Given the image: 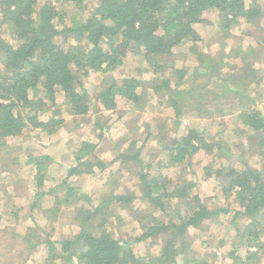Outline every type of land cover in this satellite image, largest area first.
I'll list each match as a JSON object with an SVG mask.
<instances>
[{"label":"trees","instance_id":"obj_1","mask_svg":"<svg viewBox=\"0 0 264 264\" xmlns=\"http://www.w3.org/2000/svg\"><path fill=\"white\" fill-rule=\"evenodd\" d=\"M260 14L264 0H0L2 215L32 213L39 225L9 226L10 247L19 239L42 248L39 264H264V92L256 89L264 68L247 64L253 76L242 83L205 52L217 38L222 54L224 40L251 35L245 22ZM254 45L263 51L264 39ZM143 96L168 115L143 121L140 140L123 137L130 154L98 157L101 131L96 142L84 135L51 157L65 116L77 122L103 114L107 123L129 108L128 123ZM194 119L204 120L202 128L186 125ZM34 134L46 138L43 151L27 144L13 152L12 143ZM219 140L233 143L229 153ZM147 145L162 166L146 160ZM219 152L232 157L228 165ZM125 161L127 175L137 176L135 185L124 176L122 193L116 174ZM88 175L104 180L96 193L82 189ZM202 181L212 194L201 193ZM69 211L72 238H50L56 217ZM116 219L122 225L110 231ZM187 233L201 245L179 248Z\"/></svg>","mask_w":264,"mask_h":264},{"label":"rangeland","instance_id":"obj_2","mask_svg":"<svg viewBox=\"0 0 264 264\" xmlns=\"http://www.w3.org/2000/svg\"><path fill=\"white\" fill-rule=\"evenodd\" d=\"M248 21L245 22V26L243 27V30H247L249 26L250 27V32H252L251 35L247 34H241L238 37H231L228 38L226 41L224 40L223 44L226 42L225 48L223 47V52L222 54L219 53V46L221 45V38H217L216 44H214L212 47H205V52H207L208 56H213L212 61L216 62L218 65H220V68L223 72L226 74H232L233 78H235L237 81H240L242 83L246 82V80L252 78V72L251 68L248 67L247 64H252L250 65L251 67L255 69H260L264 68V50L262 51V48L259 49L258 45H254L256 42L260 43L262 39H264V16H257L256 18L250 17ZM209 25H212V22H209ZM211 32V31H209ZM215 32V30H214ZM254 46H253V45ZM255 47V48H254ZM181 58V55H179L178 59ZM208 58V59H207ZM232 58V59H231ZM242 61V62H241ZM211 62V59L209 57H204L202 60V63H200L201 68H207L209 66V63ZM240 65H245L243 68H239L238 64ZM258 77L260 76V73H257ZM261 79L260 83L257 84V91L264 92V81ZM262 82V83H261ZM149 98L144 97L141 99L136 106H134V111L131 108V111L134 113V116H130L128 119V123L125 120L128 115H131L129 113V108L124 109L123 114H122V119L118 120H109L106 123V118L104 117L103 114L97 115V116H88V117H80L77 118V122H73L72 120L69 119L68 116H65L64 118L66 119L65 125L63 129H61V134H62V139L58 140V142L54 145H50L48 149L52 152L51 157H55L56 150L59 149V147H62L63 144L65 145H70L71 142L70 140L78 139L84 135H88L89 138H91L94 142H96L97 135L99 132L102 134V141L99 144L97 151L98 157L102 158L105 162H109L112 158H114V154L117 152L120 153H125V154H130L127 153V145L128 142L123 140V137H130V139L134 140H140V138L144 134V128H141V124L143 121H146L148 119H156L159 116L164 117L168 115V113H163L162 110H166L167 106H160L156 104V102H153L152 100L149 101ZM170 115V113H169ZM48 115H45L44 118H48ZM92 122L95 125H98L102 127V129H97L92 126ZM123 122H125V126L123 125ZM77 123L78 125L76 126ZM106 123V124H105ZM186 123V122H185ZM193 126L196 128H202L204 125V120L200 119H194L191 120L190 122H187L186 125ZM67 126L68 128L71 129V133L69 134V140L65 142V135L67 133ZM130 127L131 130L128 131L127 128L125 127ZM137 129V131H136ZM126 130V131H125ZM135 130V131H134ZM134 131V132H133ZM214 131V128H213ZM134 134H133V133ZM36 133V132H35ZM38 133V132H37ZM74 135V136H73ZM74 137V138H72ZM218 140V139H217ZM224 140V139H223ZM219 140L218 144L221 146V149L224 150V152L229 153V150L233 147V143ZM29 145L30 148L33 149V151H43L42 148H40L41 144H47V140L42 134H34L31 137H26L23 140H19V142H15L11 144V148L14 153L19 154L21 153L20 151H23L26 145ZM147 149L145 148L143 153L147 155L146 160H151L155 162L156 167L162 166V158L159 157V154L155 151V153H152L151 156L150 154L147 153L148 150L151 149L150 145L146 146ZM135 149V147H133ZM132 148V149H133ZM48 152V151H47ZM226 153L225 157H221V152L217 154V157L221 159L223 162L225 161L226 165H228V161L230 159L232 160L231 156H228ZM149 156V157H148ZM249 156H253V154H250ZM22 158V157H21ZM159 158V159H157ZM60 161H64L66 159L63 158H58ZM159 162L157 163V161ZM125 162H120L118 164V167L121 169V172H118L116 174L118 178V185H117V190H119L122 193H126V185L124 181V176L126 179L129 181V184L135 185L136 183V176L137 172L132 173L127 175L129 172H131L132 167H127L128 164ZM254 162L249 160L248 165L253 166ZM130 166V165H129ZM50 166V169L56 172L58 174L59 169L58 167H53ZM127 171V172H126ZM182 174H186L183 173ZM187 176L190 177V175L187 173ZM161 177V173L158 175ZM174 177V176H170ZM181 179V176L180 178ZM86 183L82 186V189L84 191H91L93 193H96L99 186H101L102 182L104 181L101 176H93V175H88L86 179ZM198 188L201 191L202 194H212L213 192V186L211 182L208 181H202L199 182ZM1 198V197H0ZM0 199V264H32L31 262L36 260V264H39L40 258H42L43 254V249L40 247H31L32 245L23 243L19 244L20 240L15 239L14 246L10 247V243L12 242V238L9 235L11 231H9L11 226H17L23 224V222H26V225L23 227H18L17 232H21L22 230L26 229L27 227H32L36 228L39 225H37L35 222L36 219H34L31 215L32 213H24L23 216L21 215L19 220L16 219H7L3 217L2 211L4 212V203ZM124 213H128L127 209L124 210L122 215ZM42 219L37 220L38 223L42 224ZM56 222H57V227H56V233L50 238H55L58 240H65L72 238V236L75 233V228L74 224L72 223V213L66 214L62 213L59 214L56 217ZM44 223V222H43ZM244 221H238L239 226H243ZM45 225V224H42ZM113 225H115L113 227ZM122 225V222L119 220H115L113 223H110L109 225V230L112 231L114 230L113 228L119 227ZM10 226V227H9ZM132 227L135 230H138L137 223L132 224ZM7 231V232H6ZM201 239L198 237V235L194 233H187L185 237H180L177 239V245L178 247H182L184 244L189 243L190 246L192 247H199L201 245ZM217 244L216 241H213L210 247H214ZM220 246V245H219ZM223 246V244L221 245ZM135 251H140V245L133 247ZM30 251V254L28 258H24L27 256V252ZM33 253V254H32ZM32 254V255H31ZM181 257V256H180ZM25 259V260H24ZM222 260V264H225V262ZM56 264H67L64 258H60L58 261H55ZM41 264V263H40ZM181 264V263H179ZM256 264H260V262H256Z\"/></svg>","mask_w":264,"mask_h":264}]
</instances>
